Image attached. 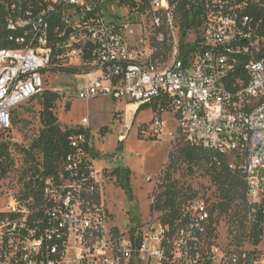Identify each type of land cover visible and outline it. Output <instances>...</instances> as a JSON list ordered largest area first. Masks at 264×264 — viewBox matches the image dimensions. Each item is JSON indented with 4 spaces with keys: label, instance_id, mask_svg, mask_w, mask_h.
<instances>
[{
    "label": "built area",
    "instance_id": "2783aa9c",
    "mask_svg": "<svg viewBox=\"0 0 264 264\" xmlns=\"http://www.w3.org/2000/svg\"><path fill=\"white\" fill-rule=\"evenodd\" d=\"M105 1L2 2L15 48L0 49V133L13 129L17 108L47 91V72L78 59L90 81L79 99L110 97L135 112L165 101L188 143L244 161L247 201L264 233V0H131L130 14L152 19L154 46L131 24L108 20ZM184 2L199 7L202 37L183 57L176 41L169 61L157 57ZM70 146L62 172L38 197H0V264H264V252L220 245L205 201L183 207L174 225L108 229L87 132Z\"/></svg>",
    "mask_w": 264,
    "mask_h": 264
},
{
    "label": "rangeland",
    "instance_id": "374dc122",
    "mask_svg": "<svg viewBox=\"0 0 264 264\" xmlns=\"http://www.w3.org/2000/svg\"><path fill=\"white\" fill-rule=\"evenodd\" d=\"M121 1H105L106 18L131 24L154 46L158 32L152 19L145 16L141 18L142 22L139 16L130 14V5H121ZM117 16L124 19L117 20ZM174 16V29L166 27L163 32L165 43L170 47L166 49L168 61L175 41L179 55L183 57L196 47L203 32L196 27L189 28L180 10L177 9ZM138 40L130 42L137 45ZM62 67L56 65L45 74L46 88L61 97L55 110L61 128L82 130L88 134L87 158L109 213L108 229L124 232L131 227L161 222L163 213L152 212L151 209L166 188L168 172L183 195V207L205 201L212 210L221 202L219 188L214 184L207 164L191 170L188 163L180 160L169 170L172 164L170 154L175 152L179 143H187L178 132V119L171 108L160 111L159 103L152 102L135 114L133 108H127V101H116L110 97L81 100L78 98L79 90L87 88L90 82L84 76L87 68L78 59L68 61ZM66 69H77L80 74L68 73ZM151 105L157 107L154 109ZM41 113V99L38 97L17 108L13 114V129L0 133V144L9 147L14 161L8 175L0 181V197L24 192L23 179L29 180V177L25 178L29 166L24 151L31 148L43 130ZM85 119L89 120L86 126L83 125ZM158 120L162 122L161 129H155ZM227 161L230 165L236 164L238 170L244 165V161H236L233 156L227 157ZM116 169H120V178L114 173ZM213 219L218 241L223 247L264 252V233L260 245H255L253 211L247 200L237 202L228 214L216 212Z\"/></svg>",
    "mask_w": 264,
    "mask_h": 264
},
{
    "label": "trees",
    "instance_id": "16d2710c",
    "mask_svg": "<svg viewBox=\"0 0 264 264\" xmlns=\"http://www.w3.org/2000/svg\"><path fill=\"white\" fill-rule=\"evenodd\" d=\"M8 0H0V49L15 48V45L8 39L9 33L6 29L5 6L2 2ZM121 5L135 4L130 0H122ZM198 6L194 3L184 2L178 10L181 11V17L187 23L189 28L196 27L201 29L203 21L200 17ZM164 30V29H163ZM167 46V47H166ZM157 57L165 56L167 58V50L170 49L167 43L157 44ZM59 66V65H57ZM63 68L62 66H60ZM54 68V67H53ZM68 73L80 74L77 69H66ZM42 105L41 121L43 130L39 138L33 143L30 149L24 151L26 164L29 166L27 176L29 180L24 181V193L27 197L37 196L44 187V182L48 178L57 179L63 170V162L67 155L72 152L70 146V138L82 130H63L59 125L58 117L55 113L56 104L61 99L56 92L47 90L40 97ZM158 110L164 111L169 108L165 101L159 102ZM152 106V105H151ZM154 109L157 106H152ZM188 163L190 169L200 167L207 164L209 174L212 176L214 184L219 188L220 201L218 205L212 209V214L219 212L220 215L228 214L241 200H247V186L238 169L233 170L227 161V158L216 153L209 152L203 148L192 145L190 143H179L175 152L170 154L169 166L174 168V163L178 161ZM14 164L9 147L6 144H0V181L4 179ZM114 173L121 177L120 169H116ZM31 174V175H29ZM165 190L157 197L152 205V212L163 213L161 220L164 224L174 225L180 218L183 209V195L174 181L171 179V173L168 172ZM39 192V193H38ZM213 223H215L213 219ZM216 227L213 229L215 233ZM263 230L258 224L253 228V238L255 245H260Z\"/></svg>",
    "mask_w": 264,
    "mask_h": 264
},
{
    "label": "bare ground",
    "instance_id": "6f19581e",
    "mask_svg": "<svg viewBox=\"0 0 264 264\" xmlns=\"http://www.w3.org/2000/svg\"><path fill=\"white\" fill-rule=\"evenodd\" d=\"M127 108H133L134 109V113H135V111H136V109H137V106L136 105H129Z\"/></svg>",
    "mask_w": 264,
    "mask_h": 264
}]
</instances>
